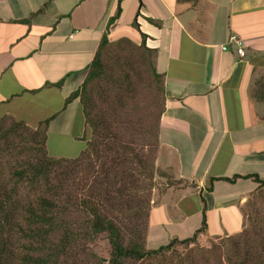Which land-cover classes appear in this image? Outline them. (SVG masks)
Listing matches in <instances>:
<instances>
[{
  "label": "crops",
  "instance_id": "obj_1",
  "mask_svg": "<svg viewBox=\"0 0 264 264\" xmlns=\"http://www.w3.org/2000/svg\"><path fill=\"white\" fill-rule=\"evenodd\" d=\"M140 33L163 80L154 164L179 180L162 177V190L152 189L148 238L155 240L153 229L167 240L189 236L202 215L205 233L237 231L241 201L257 182L207 186L211 177H264V101L252 95L255 82L264 90V0H0V115L34 127L54 114L47 153L77 156L84 148L78 100L65 98L103 35L139 40ZM229 34L243 41L242 57L232 45L220 48ZM222 184L240 187L229 196Z\"/></svg>",
  "mask_w": 264,
  "mask_h": 264
},
{
  "label": "trees",
  "instance_id": "obj_2",
  "mask_svg": "<svg viewBox=\"0 0 264 264\" xmlns=\"http://www.w3.org/2000/svg\"><path fill=\"white\" fill-rule=\"evenodd\" d=\"M178 1L193 6L198 0ZM116 15L117 12L108 21ZM135 40L129 36L111 40L103 35L83 81L65 98L64 103L77 98L76 122L83 121L84 125L81 136L84 148L77 156L52 157L47 153L46 130L54 114L35 127L10 116H0V264H67L81 240L98 234H104L109 246L106 264H132L162 258L174 252L176 244H195L205 234L204 215L199 227L189 236L158 243L150 239L149 245H145L142 228L136 227L135 219L147 217L149 222L154 176L165 178L168 184L179 180L167 178V172L154 164L161 110L155 120L153 118V133L151 125H140L138 111L132 120L121 114L125 101L135 97L130 75L138 72V61L146 64L163 91L162 76L151 63L153 50L145 45V35L140 33L138 44ZM112 42L119 52L108 68L103 57ZM132 43L137 49L134 59L125 50L128 48L130 52ZM252 95L264 101V90L259 82H255ZM132 122L149 134L153 143L147 145L143 136L128 134L126 129ZM14 143L18 144V149L11 159L16 167H12L8 179L1 172L4 164L1 153ZM63 163H68L69 167L62 166ZM238 177H251L258 184L264 181V177L259 179L256 174L211 177L207 189L210 190L214 179L232 182ZM21 183L39 187L40 193L22 204L17 188ZM13 231L22 234L19 251L14 247L18 238ZM252 257H256V264H263L261 254ZM245 260L247 262V258Z\"/></svg>",
  "mask_w": 264,
  "mask_h": 264
},
{
  "label": "rangeland",
  "instance_id": "obj_3",
  "mask_svg": "<svg viewBox=\"0 0 264 264\" xmlns=\"http://www.w3.org/2000/svg\"><path fill=\"white\" fill-rule=\"evenodd\" d=\"M135 41V43L138 44L137 41L139 40ZM134 44L132 43L131 47L128 46L129 49H131L130 52H128V48L125 49L133 59L137 57V49H135L136 47H134ZM106 49L107 51L103 60L105 65L110 68V65H112V62L115 60V56L119 51H116L117 48L114 45V42H112ZM151 57V63L153 65V52ZM138 62L139 65L136 67L138 72H132L130 75V79L133 81L132 85L133 90H135V97L128 98V100L125 101V110L124 113L121 114L124 118L132 120L133 115L138 111L140 125L143 127L151 125L152 127H150V129H152L153 133L155 131L153 118L155 120L157 113L162 110L163 94L160 89L159 81L154 80L149 73L146 64L141 63L140 61ZM81 124L84 126L83 121ZM131 124L132 125L126 129L128 134H135V137H138V135L139 137L143 136V141H145L147 145L153 143V140L148 137L149 134L141 131L137 125L133 124V122ZM152 139L154 138L152 137ZM17 149L18 144L14 143L12 144V147L10 146L8 150L1 153L4 162L1 172L5 178H11V169L15 166L11 159V155H13L12 153H15ZM61 165L69 167L68 163H63ZM159 178L162 177L157 175L154 176L151 192L153 188H157V192L162 190L163 185L158 184V182H160ZM167 178L171 179L169 175ZM12 180L11 182L13 183ZM222 186H224V191H226L229 196L234 195L235 191L240 187V185H238V188L235 190L232 187H229V185L222 184ZM252 186L253 185H249L247 187ZM17 188L20 190V200L22 204L27 200L31 201L35 195L40 193L39 187H33L25 183L18 184ZM243 188L244 186H242V189ZM224 191L223 193L226 195ZM240 210L242 212L243 221L237 231H223L216 235L205 233L198 238V241L195 244L189 246L176 244L175 251L167 253L162 258L136 261L132 264H181V262L182 264H211L212 261L216 264H241V262H244L243 264H256V257H252V255L255 254L259 256L261 254L264 260V181L260 184L257 182V185L253 189L246 191V194L241 201ZM135 221L136 227L140 230L142 228L143 230L146 242L145 245L147 243V245L151 244V238H148L147 217H142L141 220L135 219ZM13 234L18 238L15 240L14 247L19 251L20 243L23 241V238L21 237L22 234L18 231H13ZM163 235L164 234L156 232L155 229H153L151 236H153L155 240L152 241V243L162 242L164 240ZM77 246L79 248L75 250V253H73L69 259H67V264H106V260L109 257V246L104 234L95 235L91 239L81 240ZM246 258L247 262L245 260Z\"/></svg>",
  "mask_w": 264,
  "mask_h": 264
},
{
  "label": "built area",
  "instance_id": "obj_4",
  "mask_svg": "<svg viewBox=\"0 0 264 264\" xmlns=\"http://www.w3.org/2000/svg\"><path fill=\"white\" fill-rule=\"evenodd\" d=\"M232 45L234 47L235 52L242 57L244 55V46L243 41L237 37L235 34H229L226 42L220 44V48L222 50L227 49V46Z\"/></svg>",
  "mask_w": 264,
  "mask_h": 264
}]
</instances>
